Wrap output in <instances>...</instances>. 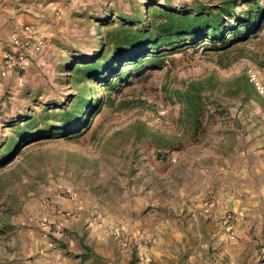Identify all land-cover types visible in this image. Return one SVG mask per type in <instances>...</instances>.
<instances>
[{
    "label": "rangeland",
    "instance_id": "374dc122",
    "mask_svg": "<svg viewBox=\"0 0 264 264\" xmlns=\"http://www.w3.org/2000/svg\"><path fill=\"white\" fill-rule=\"evenodd\" d=\"M226 4L222 42L209 34L167 39L161 29L154 42L140 36L166 11ZM0 7L30 15L3 44L13 71L0 73V264H47L73 216L62 212V199L75 197L84 216L119 198L132 204L130 215L146 217L149 231L163 222L169 239L183 225L202 241L190 250L183 239L173 250L143 238L127 249L132 264H187L192 255L195 264H255L254 251L264 253L256 235L237 263L225 255L226 239L240 234L238 214L228 209L214 221L209 214L235 200L237 184L256 171L264 184V0H0ZM249 17L252 28L243 22ZM93 60L105 77H90Z\"/></svg>",
    "mask_w": 264,
    "mask_h": 264
},
{
    "label": "crops",
    "instance_id": "0c3cea01",
    "mask_svg": "<svg viewBox=\"0 0 264 264\" xmlns=\"http://www.w3.org/2000/svg\"><path fill=\"white\" fill-rule=\"evenodd\" d=\"M5 10H8V7H0V73L1 69H4L6 77L13 69L4 65L3 44L11 45L15 34L25 23H29L30 15L25 11L9 14L5 13ZM258 180L259 172L256 171L251 174L250 180H247L246 184L241 186L237 184L234 193L235 200L230 196L227 200L218 202L215 208L212 206L209 214L212 221L221 219L228 209H233L238 214L237 228L240 234L232 240L226 239L225 241V255L236 263L247 246L250 243L252 245L253 235L257 236L255 242L260 241V244L264 245V184L259 186ZM77 198L62 199V212L69 211L73 213V216L67 221V231H63L62 242H59L53 249L54 256L50 257L47 264H132L134 255L127 249L132 243L142 245L143 238L154 239L156 249L179 250L183 239L186 240V247L190 250L197 249L202 245L201 239L189 238V230L183 225L180 228H173L169 233L171 235L169 239L162 235L164 226L162 221L155 231H149L146 228V217L140 213L134 216L130 215L128 209H132V204H128L125 200L112 198L106 202L104 209H99L100 206L97 207L99 209L98 216H94L92 213L88 217L84 216L85 205L80 200L77 201ZM96 200L95 203H98V197ZM179 203L181 201L176 200L169 205L174 206ZM185 203L183 207L186 205L190 210L189 202ZM257 204L259 206H256ZM186 223L194 225V227L197 226L193 220L186 221ZM80 224L88 226L79 228ZM176 225H178L177 221ZM250 231L252 235L247 234ZM214 244L220 246V239H214ZM254 254L257 256L255 264H264V253L259 257V251L255 250ZM191 257L190 263L187 264H195V256Z\"/></svg>",
    "mask_w": 264,
    "mask_h": 264
},
{
    "label": "trees",
    "instance_id": "16d2710c",
    "mask_svg": "<svg viewBox=\"0 0 264 264\" xmlns=\"http://www.w3.org/2000/svg\"><path fill=\"white\" fill-rule=\"evenodd\" d=\"M229 7L228 5H221L213 9L210 12H195L194 14L188 12H182L180 14L172 13V12H164L162 16H164L163 20L158 24L154 25L153 22L150 24V28H146L144 33H141L140 36L149 38L151 41H156L157 36L155 34L156 31L162 30L167 39L171 38H181L182 36H188L190 38L196 37L199 35L209 34L212 38L217 36V40L221 42L225 40L223 31L221 29L220 19L226 18ZM246 24L247 28H252L256 24L249 17L248 19L243 20ZM156 28V29H155ZM156 30V31H154ZM239 30V26L236 27V32ZM135 64L137 61L135 59H131ZM87 70H90L89 74L91 78H101L105 77V73L100 69L99 60H93L86 65ZM120 71H118V74ZM111 80H108L110 82Z\"/></svg>",
    "mask_w": 264,
    "mask_h": 264
},
{
    "label": "built area",
    "instance_id": "2783aa9c",
    "mask_svg": "<svg viewBox=\"0 0 264 264\" xmlns=\"http://www.w3.org/2000/svg\"><path fill=\"white\" fill-rule=\"evenodd\" d=\"M9 61H12L11 60V58L9 59ZM15 63V61L13 62V64ZM233 221V219H232V217L229 215V216H227V218H225V220L223 221V223L225 224V225H228V230H230L231 228H232V222Z\"/></svg>",
    "mask_w": 264,
    "mask_h": 264
}]
</instances>
